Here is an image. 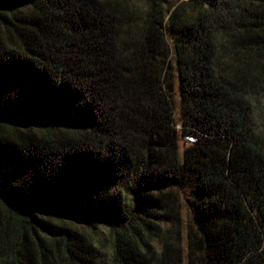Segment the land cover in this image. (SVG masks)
Listing matches in <instances>:
<instances>
[{
	"label": "trees",
	"instance_id": "1",
	"mask_svg": "<svg viewBox=\"0 0 264 264\" xmlns=\"http://www.w3.org/2000/svg\"><path fill=\"white\" fill-rule=\"evenodd\" d=\"M263 99L264 0H0V264H264Z\"/></svg>",
	"mask_w": 264,
	"mask_h": 264
},
{
	"label": "rangeland",
	"instance_id": "2",
	"mask_svg": "<svg viewBox=\"0 0 264 264\" xmlns=\"http://www.w3.org/2000/svg\"><path fill=\"white\" fill-rule=\"evenodd\" d=\"M207 5L209 4V0H203ZM174 100L175 102L177 103L179 101V98H180V94H179V89H178V81L177 79H175V90H174ZM263 103H264V99L262 100ZM174 117L175 119H177L178 117V107H175V112H174ZM176 127L178 128L179 130V151L182 153V150L185 146V144L187 142H184V136H182V134L180 133V127H182L180 125V123H177L176 124ZM120 188V187H119ZM190 186H185L184 188L180 189L179 190V200L182 204V219L184 221V223L186 224L188 222V220L190 219V216H191V206H192V201H193V195L191 193V190H190ZM121 190V189H120ZM129 189L127 188H124L122 190L123 193H125L126 195H128L130 193V191H128ZM64 221L72 226H75L79 229H82V230H85L87 231L88 233L90 234H93L95 233V235H100V236H103L105 237V232L102 228V226H99V228H96V230L94 231H91L88 227L86 226H82V225H79V224H74L66 219H64ZM107 250V249H105Z\"/></svg>",
	"mask_w": 264,
	"mask_h": 264
},
{
	"label": "built area",
	"instance_id": "3",
	"mask_svg": "<svg viewBox=\"0 0 264 264\" xmlns=\"http://www.w3.org/2000/svg\"><path fill=\"white\" fill-rule=\"evenodd\" d=\"M184 136V140H186V142H193L195 141L196 137L194 135H183Z\"/></svg>",
	"mask_w": 264,
	"mask_h": 264
}]
</instances>
